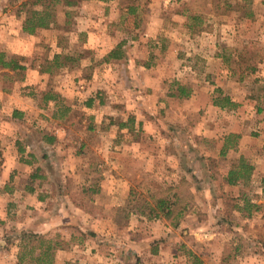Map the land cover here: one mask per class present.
<instances>
[{"label": "rangeland", "instance_id": "1", "mask_svg": "<svg viewBox=\"0 0 264 264\" xmlns=\"http://www.w3.org/2000/svg\"><path fill=\"white\" fill-rule=\"evenodd\" d=\"M65 1L0 0V52L27 65L23 79L0 67V91L21 86L41 105L58 87L68 94L34 115V125L49 131L58 122L67 133L65 154L40 160L50 181L40 191H0L8 193L0 262L14 264L20 250L22 264H133L126 240L133 250H218L240 241V226L264 237V210L245 216L246 201L264 204V0H252L250 18L212 0ZM46 9L55 22L29 32L32 11ZM196 14H204L199 33L190 27ZM114 50L119 57L109 58ZM256 51L259 71L240 80V55ZM60 52L76 60L42 72ZM220 93L238 106L215 105ZM242 158L251 178L230 184ZM175 193L183 198L175 214L155 216L157 200L175 202ZM47 214L53 229L35 233ZM32 234L58 244L44 262L39 247L30 252L40 244Z\"/></svg>", "mask_w": 264, "mask_h": 264}, {"label": "crops", "instance_id": "2", "mask_svg": "<svg viewBox=\"0 0 264 264\" xmlns=\"http://www.w3.org/2000/svg\"><path fill=\"white\" fill-rule=\"evenodd\" d=\"M33 73V71H30L28 75L31 76ZM54 92L62 98L66 95L68 97V94L60 87L57 90L55 89ZM31 96H34V93L24 92L21 86L15 87L14 90L8 93L0 91V191H40V186L49 182V175L53 173L40 160L44 157L55 158L58 154H65L66 145L63 144V136L65 137L67 133H64L63 127L58 122L49 131L44 130L42 126L34 125L37 119L34 115H41L44 106L48 104L58 107L59 104L55 100L49 99V101L44 102V105H41L39 104L40 101L39 103L36 102ZM55 110L52 113V122L60 118L58 114L56 115ZM67 110H72V107L68 106ZM84 145L85 142H82L81 147ZM63 171L65 172V170ZM66 173H69V171H66ZM238 183H241V181ZM65 185L49 187L48 183L46 189L67 190L68 188ZM7 194H0V225L5 220ZM38 199H42V197L39 196ZM247 204L253 207L245 215L249 218L256 216L254 213L264 210V208L255 209V205H264L261 202L246 201ZM246 205L238 204L239 210H244ZM48 215L50 214H47L42 222H35L34 227L37 226V229L33 227L35 233L42 234L49 232L50 228L53 229L55 223L48 220ZM261 217H264V214L261 213ZM256 218L258 217L256 216ZM45 228L48 230H45ZM41 229H44V231ZM239 229L241 231L240 241L234 239L226 247L222 245L220 248L218 246V250L210 247L207 248L208 250H195L194 248L191 250H133L134 246H129L127 244L129 241L126 240V247L130 250H125V252L132 257L134 256L136 262L141 255H143V259L144 255H147L145 261L143 260L145 262L143 264H153L156 259L160 264H264V237L258 235L256 230L245 231L243 226H240ZM242 243H244L243 246ZM250 243L253 245L252 247H250ZM207 245H210V243L208 242ZM19 254L20 250H17L14 264H22L19 261L20 256L18 258ZM136 262L133 264H136ZM0 264L3 263L0 262ZM56 264L61 263L56 261ZM78 264L85 263L80 261Z\"/></svg>", "mask_w": 264, "mask_h": 264}, {"label": "trees", "instance_id": "3", "mask_svg": "<svg viewBox=\"0 0 264 264\" xmlns=\"http://www.w3.org/2000/svg\"><path fill=\"white\" fill-rule=\"evenodd\" d=\"M204 2H206L204 0ZM212 2L216 3L218 5V8H221L220 3L224 2V11H230L231 9H237L239 11H243L242 15L243 17H253L254 16V10L251 7L252 0H212ZM66 4L73 5L76 3L75 0H66ZM214 3V4H215ZM190 19H192L196 24H191L190 27L192 28L193 32L199 33L206 28L201 26V22L203 20L204 14H196V15H189ZM54 15L53 12L46 9V10H34L32 11V16L29 18L28 24L31 27H28L29 32L34 33L37 28H49L51 25L55 22L53 19ZM32 24V25H31ZM119 55L117 54L116 50L112 51L109 54V58H118ZM258 59L259 62H261L263 58L259 57V53L256 51L254 53V56L243 59L242 55H240V63H242L241 72L242 76L240 77V80L245 79V76L248 74L254 73L258 70V64L255 62V64H251L252 59ZM22 59L24 57L19 55H14L12 57H7V54L5 52H0V67L7 69V73L19 75V78L25 77V71L27 69V65L22 62ZM76 60V57L68 54V53H56L50 62V64L42 68V72H51V73H58L62 68L69 66L72 62ZM255 61V60H254ZM179 96H188L189 93L186 90V88L182 85L179 86ZM49 99L55 100L56 102H61L64 100L60 95L56 94V92H49L44 95V101H49ZM92 101V99L90 100ZM92 103V102H90ZM214 104L221 107L222 109H232L238 106V103L233 101L232 98L229 95L220 93L219 96L214 98ZM125 125V124H121ZM227 147V144L224 145V149ZM225 152V150H223ZM253 166L250 165L244 158L241 159L240 164L237 166H233L232 169L229 171L228 174V181L230 184H237L241 180L248 181L251 178ZM174 197L176 198V201L169 203L168 200L164 198H159L157 200V203L155 206L152 207L155 216L161 215V211L164 212V215L167 217H171L175 214V209L180 207L181 201L183 198H180L178 193L174 194ZM184 207V206H182ZM180 208L181 213L184 208ZM264 208V205H255V209L259 210ZM178 224L175 223L176 226ZM31 237H35L39 239L40 244L39 246H32L31 247V253H33V250H36L38 247L42 252L39 253V256L37 257L38 262H44L45 257L49 253H51V250H56L58 247V244L53 242L52 240H47L45 237L32 234ZM28 244V243H27ZM27 244H21L22 247L25 249L27 248ZM20 262H23V256L19 258Z\"/></svg>", "mask_w": 264, "mask_h": 264}]
</instances>
